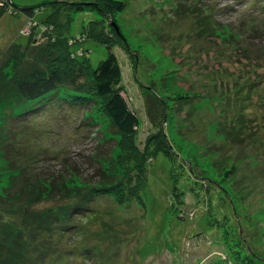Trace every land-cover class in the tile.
<instances>
[{
	"label": "rangeland",
	"instance_id": "1",
	"mask_svg": "<svg viewBox=\"0 0 264 264\" xmlns=\"http://www.w3.org/2000/svg\"><path fill=\"white\" fill-rule=\"evenodd\" d=\"M13 1L14 12L0 19L4 95L13 92L16 102L21 79L56 65L50 45L56 26L45 22L53 11L46 3L63 1L61 20L72 17V58L89 59L95 69L109 49L83 28L102 30L122 66L123 96L139 117L134 142L143 150L158 129L147 113L150 101L156 110L168 109V121L159 126L174 157L158 152L140 174L132 148L103 113L99 98L71 117L49 106L14 124L10 137H0V231L12 218L17 228L31 227L33 212L47 214L71 203L69 198L12 202L2 165L23 167L27 183L35 182L36 174H56L61 160L69 158L78 167L77 188L87 184L81 178L94 182L104 170L115 182L102 185L106 191L83 205L70 232L54 238L51 264H264L263 2L121 0L123 11L108 12L95 4L100 0ZM76 2L81 11L73 10ZM25 7L35 9L33 17ZM238 42L246 44L241 52ZM254 76L258 85L246 86ZM25 103L18 101L8 114L19 113ZM87 120L95 125L83 126ZM110 157L114 162L107 169ZM24 186L22 181L14 191Z\"/></svg>",
	"mask_w": 264,
	"mask_h": 264
},
{
	"label": "trees",
	"instance_id": "2",
	"mask_svg": "<svg viewBox=\"0 0 264 264\" xmlns=\"http://www.w3.org/2000/svg\"><path fill=\"white\" fill-rule=\"evenodd\" d=\"M259 1H262L264 4V0ZM62 2L49 1L46 3L52 7L53 11L45 22L47 24H55L56 26L55 35L53 33L51 36L53 43L50 44L53 49L52 52L55 54L53 61L56 62V65L54 64L48 69L36 68L31 74H28L27 78L21 79L16 87L18 93L16 95L19 96V99L14 103L11 99L13 92L4 95L3 87L5 85L2 79L3 76L0 73V122L3 125L0 128V137H10L12 135L11 133L15 132L14 124H23L29 121L33 116L38 115L41 110L43 112L49 106L51 108L56 107L65 116L71 117L73 113L85 111L91 104L92 99L97 97L101 100L104 110L103 113L107 116L111 125L125 141L127 140V149L132 148V155L138 161V173L145 174L144 170L148 162L153 160V156L158 152H164L171 160L174 157L173 150L167 136L163 133L164 128L159 126L168 121V109L159 107L156 110L157 108L154 104L150 101L147 102L148 116L154 124L153 126L156 125L158 129L153 133L149 141L147 140V145L143 150L138 148L134 142V138L139 128V117L130 108L123 96V71L119 58L113 51V45L108 44L102 30L93 32L89 24L84 25V32H87L90 38L106 44L109 49V54L95 69L92 67L89 59L72 58V47L69 45L72 17H67L65 22L61 20L59 8L61 9ZM100 2V4L95 2L100 11L121 12L126 7V3L121 0H100ZM80 4L79 2L74 3L75 8L73 10L81 11ZM14 6L13 0H0V19L7 11L14 12ZM22 11L27 13L29 17H33L35 9L25 7ZM66 12L70 14L69 10L65 11V14H68ZM207 25L212 32V27L209 24ZM236 39L240 40L237 37ZM256 43L258 42L252 41V45ZM234 44L239 46L240 52L244 50L245 46L243 44L245 43L238 42ZM246 50L248 51L247 56H254V52L250 48ZM59 62L63 64L60 65ZM253 79L254 82L251 84L247 83L246 86L254 88L261 81L255 76ZM22 99L27 102L24 108L19 113L8 114L9 109L13 107V109H16L15 104ZM36 103H39V105L36 106ZM48 112L50 114H57L55 110ZM6 123L8 124L6 125ZM242 124L244 125V123ZM82 125H90V128H92L95 123L94 120L89 122L87 120ZM3 142H6V145L8 143L5 140ZM54 157L58 158L57 155ZM108 160H110V163L107 160L104 162L106 165L109 163L107 169H110L114 161L111 162L112 157ZM5 162L8 163L10 161L6 160ZM60 165L61 170L56 174L50 176L44 175L43 178H39V174H36L37 180L35 182L27 181V183L25 181L26 171L23 167L12 165L11 163L9 165L10 167L6 166V168L2 165L3 168L1 167V169L5 170V173H8V186L5 188L8 194L6 195L12 202H18V204L22 205L24 203L23 200H25L39 204L48 199L69 198L71 203L65 208L51 209L47 214L42 213L37 215L39 212H33L31 217L34 222L31 223V227L25 226V228H17V222L15 221L17 219H10L7 222L9 224L0 231V264H38L40 261L44 263L48 261V264H51V260L54 258L53 255L56 253V246L53 242L54 238L58 234L68 232L73 226L72 221L76 216L85 212L84 206L90 205V201L97 199L98 193L106 191V188L101 187L102 185H108L110 187L115 182V179L107 175L104 170V177H99V175L95 176L98 179L94 182L81 178L87 184L81 183V186L77 188V184H75L77 177L74 176V172H78L76 170L78 168L77 165L71 163L69 158L62 159ZM105 174L107 177H105ZM172 174L173 176L177 175L174 171ZM22 181L25 182V186L19 191H14ZM140 185L142 187L145 186L143 180ZM177 190L178 187H175L174 192L176 195ZM137 197L141 198V190L139 189ZM34 223L36 224V229H34ZM33 242L35 244L31 246ZM235 242L236 239L233 243ZM235 245V248L238 247L237 244ZM235 252L238 253L239 251L236 250ZM25 257H27L26 260ZM23 260L25 261L24 263Z\"/></svg>",
	"mask_w": 264,
	"mask_h": 264
}]
</instances>
